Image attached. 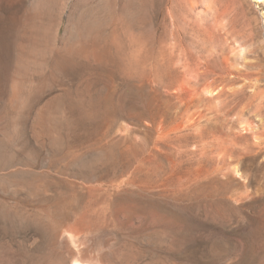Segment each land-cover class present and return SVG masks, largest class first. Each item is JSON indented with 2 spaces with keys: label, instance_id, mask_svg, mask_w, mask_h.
<instances>
[{
  "label": "rangeland",
  "instance_id": "rangeland-1",
  "mask_svg": "<svg viewBox=\"0 0 264 264\" xmlns=\"http://www.w3.org/2000/svg\"><path fill=\"white\" fill-rule=\"evenodd\" d=\"M262 7L0 0V264H264Z\"/></svg>",
  "mask_w": 264,
  "mask_h": 264
},
{
  "label": "bare ground",
  "instance_id": "bare-ground-1",
  "mask_svg": "<svg viewBox=\"0 0 264 264\" xmlns=\"http://www.w3.org/2000/svg\"><path fill=\"white\" fill-rule=\"evenodd\" d=\"M256 2H257V4H259V5H261V7L264 5V0H255ZM205 2H206V0H205ZM209 2H211V1H209ZM208 4V3H207ZM211 4V3H210ZM263 4V5H262ZM207 6V5H206ZM208 7V6H207ZM210 8V7H209ZM263 8V7H262ZM135 14V13H134ZM136 19V18H135ZM131 20V19H130ZM86 31V30H85ZM176 34V33H175ZM177 35V34H176ZM173 37V36H172ZM174 40H176V37L174 36ZM177 41H178V39H177ZM179 41H182V39L180 38V40ZM182 47V44H181V42L180 43H178V42H176L175 41V44H173L169 49H162V50H160V52H159V55L160 56H162L164 59H166L167 60V62L168 63H170V64H174V66H175V64H181V58H180V56L178 55V51L180 50V48ZM166 48V47H165ZM182 50V49H181ZM183 50H185V49H183ZM183 52V51H182ZM184 52H186L187 53V51H184ZM97 57V56H96ZM218 88V87H217ZM215 89V88H214ZM184 90V89H183ZM213 91V90H212ZM212 91H209L207 94H210V95H212V94H214L215 92H212ZM202 97V96H201ZM203 97H202V102H204L203 101ZM201 102V103H202ZM189 103H190V101H189ZM193 103V102H192ZM205 103V102H204ZM194 104V103H193ZM202 105H204L203 103L201 104V106ZM203 107H205V111L207 112L208 111V107H206V106H203ZM198 109V108H197ZM200 110H201V108H200ZM202 113H205L204 112V110H203V112ZM201 114V113H200ZM203 118V117H202ZM224 128V127H223ZM219 129H221V130H224V129H222V128H219ZM219 133H220V131L219 130H217ZM229 131V130H228ZM223 131L221 132V143L223 144L222 146H228V145H230V143H232V139L230 138L231 136L230 135H232V134H230L229 135V133L228 132H225V133H223ZM215 135V134H214ZM129 138V137H128ZM233 142H234V140H233ZM141 146V145H140ZM147 147V146H146ZM226 148V147H225ZM134 149V148H133ZM221 149H223L222 147H221ZM220 149V150H221ZM146 150V149H145ZM144 150V151H145ZM149 150V149H148ZM219 150V149H218ZM227 150V149H226ZM143 151V152H144ZM224 151V150H223ZM141 152H142V150H141ZM145 152H147V151H145ZM217 152H219V151H217ZM222 152V151H221ZM226 152V151H225ZM230 152V151H229ZM215 153V152H214ZM219 154V153H218ZM221 154V153H220ZM145 155V154H144ZM222 157L224 156V155H221ZM229 156V155H228ZM219 157V156H218ZM220 158V157H219ZM226 161V160H225ZM222 162V161H221ZM220 162V163H221ZM134 169V168H133ZM132 171V170H131ZM235 171L237 172V168L235 169ZM133 172V171H132ZM235 172V173H236ZM234 173V174H235ZM48 211V210H47ZM47 215L48 216H51V217H54V216H52L53 215V213H50V212H47ZM84 219V218H83ZM78 221H80V220H78ZM51 222V221H50ZM81 222V221H80ZM82 222H83V220H82ZM54 223H57V220H56V218H55V220H54ZM83 224V223H82ZM74 228V227H73ZM80 230V229H79ZM76 233V232H75ZM82 233V232H81ZM72 237H74V238H76L77 237V235H71ZM87 256H88V254H87ZM69 257L71 258V259H74L75 261H74V264H80V259H83L84 260V257H86L85 255H83V254H81V253H76L74 250H69ZM92 259V258H91Z\"/></svg>",
  "mask_w": 264,
  "mask_h": 264
}]
</instances>
